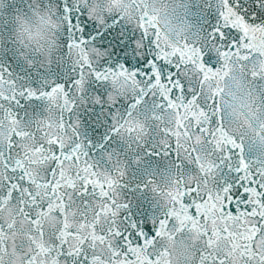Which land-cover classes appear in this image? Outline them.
<instances>
[{
    "label": "snow or ice",
    "instance_id": "6c2138e0",
    "mask_svg": "<svg viewBox=\"0 0 264 264\" xmlns=\"http://www.w3.org/2000/svg\"><path fill=\"white\" fill-rule=\"evenodd\" d=\"M0 264H264V0H0Z\"/></svg>",
    "mask_w": 264,
    "mask_h": 264
}]
</instances>
